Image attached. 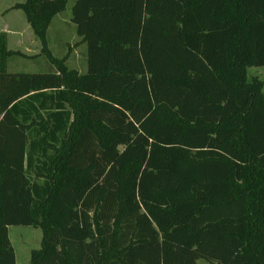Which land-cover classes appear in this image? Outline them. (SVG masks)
Returning <instances> with one entry per match:
<instances>
[{
    "label": "trees",
    "instance_id": "1",
    "mask_svg": "<svg viewBox=\"0 0 264 264\" xmlns=\"http://www.w3.org/2000/svg\"><path fill=\"white\" fill-rule=\"evenodd\" d=\"M22 0L53 66L10 71L0 31V264H264V0H74L87 69Z\"/></svg>",
    "mask_w": 264,
    "mask_h": 264
},
{
    "label": "rangeland",
    "instance_id": "2",
    "mask_svg": "<svg viewBox=\"0 0 264 264\" xmlns=\"http://www.w3.org/2000/svg\"><path fill=\"white\" fill-rule=\"evenodd\" d=\"M73 3L74 0H70L67 8L56 16L57 20H64L62 26L59 28L63 29L65 33L63 44L53 47V52L54 55L59 57L68 55V59L70 60L69 66L85 72L87 69V45L81 41V37L76 33V25L71 19ZM0 11L2 12V14L0 13V29L3 26H7L15 31L9 37V47L20 49L25 53L26 51H30L31 53L39 51L41 43L34 35L24 11L13 7L10 13L5 12L6 14H3V6H0ZM56 28L58 27L53 25L51 30L53 31ZM73 64L76 66H72ZM51 66L53 65L49 59L45 55L39 54L32 57L14 56L10 59L8 68L10 71L41 72L48 71ZM247 74L249 79L258 76L264 81V65L249 67ZM9 236L16 252L17 264H30L31 250L40 246L42 238L41 229L27 225H11L9 226ZM197 263L211 264L202 258Z\"/></svg>",
    "mask_w": 264,
    "mask_h": 264
},
{
    "label": "crops",
    "instance_id": "3",
    "mask_svg": "<svg viewBox=\"0 0 264 264\" xmlns=\"http://www.w3.org/2000/svg\"><path fill=\"white\" fill-rule=\"evenodd\" d=\"M18 1L17 0H14V1H10V0H0V6L4 7V12H7V13H10L11 12V9L15 6V4L17 3ZM0 13L2 14V12L0 11ZM6 14V13H5ZM57 19L55 18L52 25L50 26L49 30H48V41H49V47L51 48V50L53 51V47H55L56 45H60V44H63L62 42L64 41V31L63 29H60L59 27L62 26L64 20L62 19ZM55 22V23H54ZM55 25L56 29H54L53 31L51 30V27ZM0 31H6L8 33V42H9V37L10 35H13L14 34V30L11 29V27H7V26H3ZM49 31H51L49 33ZM15 34H18V33H15ZM20 34V33H19ZM35 35V34H34ZM30 51H26V54L27 55H30L31 57L32 56H37L39 55V53H41V46H40V50L37 51V52H30ZM54 53V52H53ZM68 63H70V60L68 59ZM72 66H76L75 64H73ZM51 68V67H50ZM81 72H83V70L80 69Z\"/></svg>",
    "mask_w": 264,
    "mask_h": 264
}]
</instances>
